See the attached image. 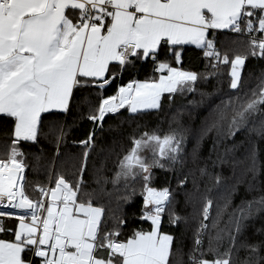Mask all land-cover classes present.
I'll return each mask as SVG.
<instances>
[{"label": "snow or ice", "instance_id": "1", "mask_svg": "<svg viewBox=\"0 0 264 264\" xmlns=\"http://www.w3.org/2000/svg\"><path fill=\"white\" fill-rule=\"evenodd\" d=\"M189 54L204 73L184 67ZM249 59L264 62V0H0V264H264V228L249 232L264 213V71L246 82ZM225 67L218 103L209 93L188 101L206 107L199 127L179 124L191 114L182 107L163 135L130 134L111 169L113 149L93 160L107 121L122 129ZM74 107L89 129L71 141L72 178L54 164L30 178L25 149L52 137L59 159L72 126L57 118ZM182 205L193 211L181 215Z\"/></svg>", "mask_w": 264, "mask_h": 264}, {"label": "trees", "instance_id": "2", "mask_svg": "<svg viewBox=\"0 0 264 264\" xmlns=\"http://www.w3.org/2000/svg\"><path fill=\"white\" fill-rule=\"evenodd\" d=\"M231 35V34H229ZM221 44L224 47H230L229 36L221 37ZM184 67L189 68L192 71H196L198 73L205 72V63L203 61L202 56H192L189 54L185 58ZM261 71H264V62H258L253 59H249L246 62V65L243 69V76L246 82L249 81L251 75V83L254 84L256 81V77L259 76ZM226 72L227 68L224 69V75L216 78H211L208 80L200 79L196 85L197 91L193 94H186L185 96H178L174 103L169 104L167 101L164 102V107L159 112H150L144 114L135 120L124 122L123 128H118L116 126L119 122L107 121L104 126V132L100 134L98 137V147L95 152H93V160L99 164V161L102 157L108 156V150L113 149L114 153L107 160V168L111 169L113 167V160L115 159V153H119L121 148H127L129 146V135L135 132L137 135L139 133L148 131L151 132L153 130L158 131L161 135L169 130V128H176L178 126L177 122L172 121V117L177 114V110L186 107L190 111V115L188 111L179 114V124L183 127L193 129L197 128L201 125L204 117L207 115V110L205 106H199L193 108L188 104L190 100L199 101L201 99L200 93H209L212 94L209 99L215 100L216 103L219 101L216 100L217 96H223L224 93L228 91L226 87ZM141 74V78H142ZM223 82V83H222ZM207 104V100L205 101ZM60 123H65V126H72L67 137L69 143L67 147L61 146L59 159H53L55 147H54V139L49 137L48 140H45L43 137L41 138V142L39 145L35 146L32 149H25L28 152V162L31 166H34L36 171H33V167H30L28 170L29 177L35 178L38 174H41L43 170L48 166L54 164L57 169L65 172L66 175L71 179V172L73 171V166L78 163L77 160L73 159V157L79 156L78 148H74L71 144V141L82 139L85 137L86 132L89 129V124L84 121H80L77 119V112L75 107L71 112L67 115L61 114L58 118ZM74 119H77V124L73 125ZM78 125V126H77ZM111 129V130H110ZM248 135L247 130H242L236 134V141L245 140ZM259 143V162L261 165V171L258 176L259 181L262 186H264V139L258 141ZM210 144V140H205L203 153L207 155V148ZM100 146L105 148L103 153L99 152ZM191 148V141H189L188 145ZM93 161H89V172L92 170ZM158 179H162L165 173H162L159 169L154 170ZM105 175H110L109 172H105ZM170 175V174H168ZM89 181L91 180L90 175L87 177ZM173 186H175L173 182ZM191 187V186H190ZM203 188V186H201ZM244 194L243 185L240 187V193L234 197L233 207L236 204L240 203L241 196ZM213 197L216 203L223 204V201L219 200L218 194L214 191ZM141 197L139 195V190H137V194L132 197V202L125 205V211L127 212L129 218H133L135 214H138L139 207L141 204ZM198 206V202H197ZM181 215H186L193 211L192 206H181L177 209ZM216 207L215 204L213 206V216H215ZM226 219V217H225ZM211 226V222L209 221ZM250 228L249 232H253L255 230L264 228V213H260L257 218L249 221ZM222 226V225H221ZM164 229L169 230L168 219L167 216L164 217ZM176 234H179L180 229L175 230Z\"/></svg>", "mask_w": 264, "mask_h": 264}]
</instances>
